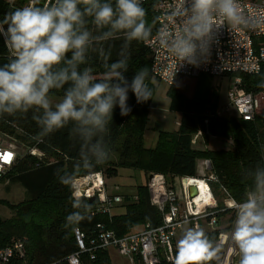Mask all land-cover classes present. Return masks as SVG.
I'll list each match as a JSON object with an SVG mask.
<instances>
[{"label": "clouds", "instance_id": "9594fccd", "mask_svg": "<svg viewBox=\"0 0 264 264\" xmlns=\"http://www.w3.org/2000/svg\"><path fill=\"white\" fill-rule=\"evenodd\" d=\"M173 16L175 27L165 29L160 40L178 65L194 67L208 60L223 27L264 22V13L252 20L240 0H179ZM151 36L143 0H27L10 9L0 18V38L8 53L7 62L0 63V117L32 111L37 138L71 125L70 135L80 145L76 167L102 165L110 158L106 137L115 110L129 115V93L138 104L152 99L146 66L131 79L127 75L132 43ZM114 41H122L115 60ZM93 53L103 68L99 75L89 66ZM258 86L264 88V82ZM53 90H63V95L54 100ZM57 175L64 184L72 182L65 170L58 169ZM241 182L245 191L234 205L230 240L238 250V264H264V158L245 170ZM82 218L73 212L66 226ZM222 247L203 228L185 227L173 264H223Z\"/></svg>", "mask_w": 264, "mask_h": 264}, {"label": "trees", "instance_id": "16d2710c", "mask_svg": "<svg viewBox=\"0 0 264 264\" xmlns=\"http://www.w3.org/2000/svg\"><path fill=\"white\" fill-rule=\"evenodd\" d=\"M16 7L25 4L26 0H16ZM158 0H143L147 10V20L156 31L155 5ZM10 7L6 0H0V18ZM264 41V39H261ZM122 41H114L112 59H117L116 52ZM8 53L0 38V63L7 62ZM89 66L94 68L97 75L103 72L99 58L93 53ZM147 67L150 72L149 86L154 91L159 82L151 74V57L145 42L134 41L131 45V60L129 61L128 78L141 67ZM83 67V66H82ZM239 77L242 88L248 93H256L264 82V66L255 76L229 75ZM209 77L180 78L178 82L186 81L193 84L191 95L177 90L176 84L168 86L167 93L171 99L170 111L179 113L177 130L174 132L159 131L154 149L145 146V131L148 120L150 99L138 104L135 97L129 93L128 103L132 111L128 116H120L119 109L114 112L110 133L106 141L111 149L110 158L102 165L87 170L76 167L79 154V141L70 135V128L58 130L43 138H37L39 127L32 119V111L17 113L15 116L0 117V136L4 146L18 145L27 153L16 152V161L10 171L0 182L20 185L27 198L17 205H10L0 200V206L7 207L14 217L3 220L0 217V249L12 242L25 238V249L29 264H67L66 259L77 251L73 236L75 228L82 231L88 245L90 239L102 226L112 231L117 237L141 231L145 226L156 228L161 224V214L150 204L146 185L136 188V199L124 196L119 206L124 209L122 214H92L97 207V201L87 207H74L72 182L75 178L89 174L100 173L107 183L108 178L116 177L119 168L142 171L146 176L159 174L165 178L166 184L173 189L175 181L183 178H196L197 165L201 160L211 164V173L228 191L233 199L239 201L243 197L245 186L242 184L246 169L254 167L264 158V109L253 121H243L240 117H225L218 113L217 90L212 86ZM53 96L61 97L63 90H53ZM198 131H207L224 146L213 149L196 148L192 145V137ZM38 147L45 153L47 159L39 160L29 155L28 150ZM115 154L116 159H113ZM65 170L72 174L70 184L61 182L57 170ZM213 193L221 206L219 186L211 185ZM79 211L82 219L66 226V218L73 212ZM204 231L216 239L217 233ZM94 259L85 253L80 257V264H112L108 251L97 250ZM137 264V263H136ZM160 264H169L161 261ZM173 264V263H171Z\"/></svg>", "mask_w": 264, "mask_h": 264}, {"label": "built area", "instance_id": "2783aa9c", "mask_svg": "<svg viewBox=\"0 0 264 264\" xmlns=\"http://www.w3.org/2000/svg\"><path fill=\"white\" fill-rule=\"evenodd\" d=\"M6 2L10 7H16V0ZM240 2L252 20H256L264 13V0ZM178 4L179 0H158L155 6L156 31L145 42L151 57V74L159 83L173 86L180 78L195 79L200 76L221 78L236 74L255 76L260 73L264 66V41H261L264 39V22L250 27L235 26L228 29L225 26L216 34L210 57L206 62L199 67L190 64L178 65L179 62L170 55L160 40L165 29L175 27L177 21L173 13L178 12ZM227 95L238 117L243 121H253L262 110L264 88L256 93H248L242 88L239 77L232 78ZM205 137H210L207 131H198L192 137V145L197 146ZM16 150V145L11 143L7 146L0 145V181L13 167ZM28 153L39 160H47L45 153L38 147L29 149ZM6 154H11L10 159L3 158ZM197 175L196 178L189 180L195 182L201 180L206 186L202 194L197 184L189 183L188 186L194 185L198 191V195L191 198L188 195V186L183 183L186 178L180 180L181 192L177 193L167 186L162 175L152 174L148 179L147 189L150 204L161 214V224L156 228L147 225L143 230L124 237H117L112 231L98 226L99 231L90 239L88 245L85 243V234L75 228L73 236L77 251L66 259L67 264H80V257L85 253L90 254L93 260V253L97 250H115L118 256L126 258L131 264H160L161 261L171 264L175 254V239L186 224L199 227L204 224L206 231L217 233L216 240L223 245L221 253L223 264H238V250L230 240L235 219L234 205L237 201L211 173L209 161L198 163ZM212 184L219 186L221 206L213 193ZM72 192L75 201L95 198L97 207L92 214L110 216L111 210L124 201L123 197L107 194L105 181L100 173L75 178L72 182ZM0 264H29L24 242L17 240L0 249Z\"/></svg>", "mask_w": 264, "mask_h": 264}, {"label": "rangeland", "instance_id": "374dc122", "mask_svg": "<svg viewBox=\"0 0 264 264\" xmlns=\"http://www.w3.org/2000/svg\"><path fill=\"white\" fill-rule=\"evenodd\" d=\"M261 1V0H256ZM156 6V5H155ZM155 10V8H154ZM154 16L156 14L154 13ZM156 20V18H155ZM210 82L212 86L217 90L218 95V113L221 116L229 117L233 116L238 118V114L235 108L231 105L228 99V91L232 85V78L229 76L221 78H211ZM193 84L186 81H180L176 84L177 90L185 93L187 96L191 95ZM168 86L162 83L155 85L152 99H150L148 106V120L145 131V146L147 148L154 149L157 134L159 131L174 132L177 130V122L179 121L180 116L170 111L171 99L167 93ZM58 96H53V99H58ZM262 109H264V102H262ZM1 139V136H0ZM212 145L211 148L218 149L224 146L223 143L218 140L209 138ZM4 141L0 140V145H3ZM19 154L27 153L23 148L19 147L16 144ZM196 148H199V144ZM262 155H264V148H262ZM47 159V157H46ZM113 159H116L115 154ZM46 161H52V158L47 159ZM204 160H201L202 162ZM102 175V174H101ZM103 176V175H102ZM189 179V178H186ZM105 181V179H104ZM107 183L105 182L106 189L111 192L121 194L123 196H132L136 192V188L141 185H146L148 183V176H146L142 171L128 168H119L117 170V176L108 178ZM187 182V181H185ZM179 186H181L180 181H175L173 184V190L177 193L180 192ZM27 198V195L24 189L18 184H8L7 181L0 182V200L8 202L10 205H17L18 203L24 201ZM113 214H122L124 212L123 208L112 209ZM0 217L3 220H9L14 217L13 213L9 211L7 207L0 206ZM191 224H186L183 226L190 227ZM182 228V229H183ZM201 228L205 229V225L201 224ZM182 229L179 231L177 238L174 243V250L176 241L179 238ZM20 240V239H18ZM25 238L22 239L25 242ZM110 258L112 264H131L126 258L118 256L114 251L110 252Z\"/></svg>", "mask_w": 264, "mask_h": 264}, {"label": "crops", "instance_id": "0c3cea01", "mask_svg": "<svg viewBox=\"0 0 264 264\" xmlns=\"http://www.w3.org/2000/svg\"><path fill=\"white\" fill-rule=\"evenodd\" d=\"M175 114H177V115H179L180 116V114L179 113H175ZM179 122V121H178ZM178 122H177V127H178ZM211 139H215V138H211ZM216 140V139H215ZM199 149H205L206 147H208V148H211V145H212V143H211V141H210V139H208V140H203V139H201L200 141H199ZM150 176V175H149ZM149 176H148V179H149ZM184 181H188V180H184ZM183 181V182H184ZM180 187V186H179ZM179 190H180V192H181V187L179 188ZM107 194L108 195H112V196H114V195H117V196H120V197H123V198H125L123 195H121V194H118V193H115V192H111V191H108V189H107ZM132 196H135L134 194L132 195ZM131 196V197H132ZM132 199H136V197H132ZM119 209V208H121L119 205L118 206H115L113 209ZM111 215H113V213H112V211H111ZM112 251H114L115 252V250H109L108 251V253H109V255L111 254L110 252H112ZM116 253V252H115ZM118 255V254H117Z\"/></svg>", "mask_w": 264, "mask_h": 264}, {"label": "water", "instance_id": "95a60500", "mask_svg": "<svg viewBox=\"0 0 264 264\" xmlns=\"http://www.w3.org/2000/svg\"><path fill=\"white\" fill-rule=\"evenodd\" d=\"M150 178H151V175L149 176V179ZM184 180H186V179H184ZM187 191H188V195L191 198L196 197L198 195L197 188L194 185L188 186ZM94 201H95V198H91V199H87V200L82 198V199L76 200L74 204L79 203L80 207H84L85 205L91 204Z\"/></svg>", "mask_w": 264, "mask_h": 264}, {"label": "bare ground", "instance_id": "6f19581e", "mask_svg": "<svg viewBox=\"0 0 264 264\" xmlns=\"http://www.w3.org/2000/svg\"><path fill=\"white\" fill-rule=\"evenodd\" d=\"M187 180H188L187 182H185V181L183 182L185 186H188L189 183H190V184L195 183V184L198 185L200 192L203 194V192H204V188H205L206 185H205L201 180H198L197 182H195V181H191V180H189V179H187Z\"/></svg>", "mask_w": 264, "mask_h": 264}, {"label": "snow or ice", "instance_id": "6c2138e0", "mask_svg": "<svg viewBox=\"0 0 264 264\" xmlns=\"http://www.w3.org/2000/svg\"><path fill=\"white\" fill-rule=\"evenodd\" d=\"M10 157H11V154H6L3 158H4L5 160H8V159H10Z\"/></svg>", "mask_w": 264, "mask_h": 264}]
</instances>
